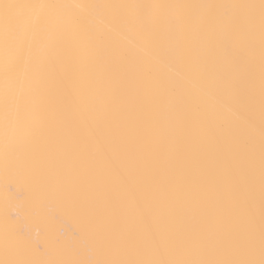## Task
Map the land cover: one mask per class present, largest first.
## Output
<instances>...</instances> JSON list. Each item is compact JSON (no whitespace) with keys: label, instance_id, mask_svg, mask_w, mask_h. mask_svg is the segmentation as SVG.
Here are the masks:
<instances>
[{"label":"snow or ice","instance_id":"snow-or-ice-1","mask_svg":"<svg viewBox=\"0 0 264 264\" xmlns=\"http://www.w3.org/2000/svg\"><path fill=\"white\" fill-rule=\"evenodd\" d=\"M0 169V264H264V0H0Z\"/></svg>","mask_w":264,"mask_h":264},{"label":"bare ground","instance_id":"bare-ground-1","mask_svg":"<svg viewBox=\"0 0 264 264\" xmlns=\"http://www.w3.org/2000/svg\"><path fill=\"white\" fill-rule=\"evenodd\" d=\"M112 2H124V0H112ZM33 196L34 188L26 175L15 173L9 175L6 179L2 169H0V223L3 222L6 211L8 213H18L23 217L22 206ZM6 201L7 209L5 208ZM28 229L33 239H43L42 234H47L67 240L72 237L74 232L82 231L83 224L75 215L62 212L53 205L46 220H31Z\"/></svg>","mask_w":264,"mask_h":264}]
</instances>
